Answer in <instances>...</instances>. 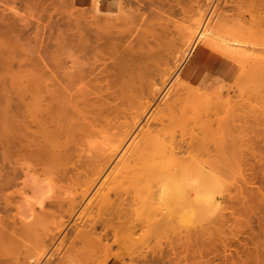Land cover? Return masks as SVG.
Wrapping results in <instances>:
<instances>
[{
  "label": "bare ground",
  "instance_id": "6f19581e",
  "mask_svg": "<svg viewBox=\"0 0 264 264\" xmlns=\"http://www.w3.org/2000/svg\"><path fill=\"white\" fill-rule=\"evenodd\" d=\"M127 1L130 2L131 0H90L91 6L88 12L86 11L87 7L83 5L85 2L80 0L79 4L81 5L79 7L81 9L76 11L78 13L74 12L76 14L71 16V20L69 18V22L72 21L71 23H68L67 26L63 24L66 27L65 30L63 29V33H60L61 38L60 35L58 36L57 39L59 40L60 38V40L57 44L55 43L56 41H53V46L56 48L50 49V43L46 44L45 40L44 44L47 46L44 44L42 46H46L47 51L43 52L42 56L40 55L41 58L39 60H34L33 56L32 59L26 58L28 53L25 47L21 45L23 43L19 44L20 40L25 38L24 36H28L26 29L28 30L29 24L26 23L23 26L19 24L20 27H18V23L17 26L13 25V22L16 24L17 20L22 21V19L16 16V19H11L13 22L9 20V17H14L15 12L8 16L3 13L0 14V37L1 40L2 38L4 39L0 40V198L4 197V193L7 190L17 185L16 181L20 178L21 173L30 174L32 171L40 172L39 170H45L49 172L51 170L52 175L54 174L60 181L73 183L84 181L86 186L90 184L88 186L91 187L92 184L94 186L98 183V179L104 178L103 176L110 170L111 172L106 175L110 183L108 182L107 185V182H105L108 187L110 184H113L114 187L111 185L112 188L109 187L111 191L108 190L109 192L105 195L103 193L104 196H101L102 193L100 192L101 195L99 194V196L102 198H97L100 201H97L95 213H97L99 220L96 219L95 222H92L94 221L92 217L91 229L90 225H87L90 231L87 232L86 227H83L81 232L86 237L93 239L97 245H103L102 242L107 240L111 234L109 233L110 230L112 228L113 230L114 228L116 229L114 219H122L128 216L131 211H133L132 215L134 212H137L134 215L138 214V211L127 209L126 207H131L135 203V200H139L142 202V204L139 203L142 207L137 208L142 209L143 214L145 212L149 213V219L146 218L148 220L147 229L142 230L140 233L158 238V250L161 252L166 251L169 255L173 254L174 256L179 253L178 251L181 248H186L185 250L188 251L194 240L202 243L203 240L201 238L204 236L205 229L207 228L205 221L210 215L219 214L220 221L224 225L227 224L231 217H234L235 214L233 212L228 213L229 215L225 214L227 207H223V204L225 205L226 203V197L222 196V191L218 193L219 195L221 194L220 196L216 193L221 187L223 188L227 184L234 185L235 195L231 199L235 203L240 201L243 207L255 204V200H259L260 204L264 203V198L262 199L254 189L238 186V179L243 167L240 168L241 155L243 157L244 153H255L254 147L260 145L259 141L264 145L263 132L262 140L258 138L261 136L260 134L257 138L254 136V133L260 128L259 126H264V109L261 108L263 109V116L253 114V112L252 114L250 112L246 117L242 114L239 115L240 112L237 114L238 108L235 106L236 102H233L232 97L229 96V86L239 81L245 74L247 75L246 78L251 81H256L257 78L255 84L258 86L257 88L259 86L260 88H264L262 86L264 79L261 80L264 77V64L256 62L257 65L253 66L252 64L251 68L247 69L246 64L252 55L255 54L254 57L259 55L254 53V48H252L253 51L251 50L254 54H250L251 51L249 49L246 51L245 49L244 51L241 50L242 46H240L241 44L238 45V38L236 41L234 40L235 37L231 40L232 37L228 39L229 36L226 37L227 35L225 36L227 39L219 37L215 28L213 29L209 22L206 24V22L203 23L200 19V22L197 24V21L193 22L195 23L194 26L189 27L192 23H186L188 28L186 26L184 28L180 26L179 28L175 24L172 26L173 22L171 20H166L164 21L165 23L162 22L164 20L162 16V18L160 17L162 19L160 23L162 24L156 22L158 26H155V23L152 24V27L149 25L150 19L148 17H142L144 21L145 19H149L148 22L145 21L148 25L144 24L145 22H142L141 25L139 22L142 20L140 21V16H137L139 18L135 20V24L130 26L131 21L128 19L130 15L128 18L125 16L128 13L126 11L128 9L126 8H128L127 5L129 3L126 4ZM144 1L141 0L143 3L141 4L139 0L141 6L146 4ZM131 4L135 3L132 2ZM151 5L162 11L165 7L163 4L159 6L154 4V2ZM134 6H129V11L130 7L134 9ZM136 6L139 5L137 4ZM174 6H167L169 9L167 11L174 10ZM177 6L183 12L189 10V6L181 2ZM143 8L148 7L143 6ZM151 11L153 10L151 9ZM132 15L135 14L133 13ZM130 18L132 19V17ZM136 22L141 26L136 24ZM136 25L140 26V29L141 27L145 29L144 25L148 27L141 32ZM219 33L222 35L221 31ZM7 34L11 36V39L6 37ZM175 35H178L177 39L183 43L184 51H182L181 58L178 56L180 51L176 46L177 39L175 40ZM203 40L206 42L204 45L207 44L210 48L212 47L221 56L245 65V70L240 71L232 82L220 84L213 94L203 91L186 81L178 82L176 84L178 86L173 84L174 86L172 85L170 93L171 100L166 103L167 108L166 106L164 108L166 109L164 111L166 113L163 112L164 109L161 112L163 114L160 115L159 112L160 116L157 114V117L151 113L155 117L152 119L149 116L150 111L153 106L155 107V104H157L158 99L162 95L160 86L157 85L158 83L152 81L155 79L156 73L163 69L162 66H159L163 62L162 59H167V62H169V58L162 57L160 59L163 53L159 55L160 57L157 54L163 51H159V49L163 50L162 46H165L164 49L166 48L167 51L166 46H169L171 48L169 56L172 61L177 60L178 62H182L184 60L185 62ZM27 42H30V39L29 41L27 39ZM40 43L37 44L40 47L39 50L42 47ZM29 47L32 48L31 46ZM20 52H24L25 55L27 53L25 58L24 53L20 54ZM257 52L259 51L257 50ZM156 55L162 61H160L161 63L155 59L151 62ZM254 57L251 59H254ZM257 57L255 60L260 61L261 59L264 61V55ZM169 65L171 67V64ZM168 71L171 70L165 69L161 73L163 76H167L170 74ZM252 84L254 85V83ZM244 88H246V85ZM250 105L252 106V104ZM185 108L187 110L191 108L196 111L209 112L216 117H218L220 112L223 113L222 111H225L229 112L227 113L229 114V118L226 117L227 115L225 117L228 120L224 118L227 121L223 119H221L222 121L218 120L220 117H214L216 120H213V118L210 120L209 118V120L202 119V121L196 118L199 122H195L194 118L196 116L194 118L189 116L191 119L188 117L187 122L194 119L190 123L193 124L194 122L191 126L196 125L199 128L197 129L200 131L199 134H195L194 136L189 135L190 131H192L189 129L188 133L186 130L179 136H171L172 138L169 137V139L168 136L167 138L164 136L162 140L165 129L166 132L168 130V133L171 132L169 133L170 135L175 133L174 129L177 127H173L174 121H176V124H179L181 120H186V114L182 113L185 117L181 115L184 117L181 120L178 119L180 115H177ZM261 109H259L260 112ZM188 112L193 113V111ZM251 115L256 116L252 117ZM242 121L245 123H242ZM184 124L185 127H188L186 122ZM253 125L259 126L258 128H254ZM169 126L171 128L168 129ZM178 127L180 130H185V127L182 128V125L180 127V124ZM247 130L252 134V138L250 139H245L246 134L244 132ZM251 130H255L254 133ZM136 134L137 137L135 136ZM255 135H258V133H255ZM134 136L135 138L132 139ZM137 138L140 140H137ZM165 138L168 140H164ZM130 141V145L124 151L125 146ZM123 151L124 153L122 154ZM249 154L247 156H250ZM252 154L251 162L249 161L250 157L245 156L249 159H246L249 162L245 161L247 164L244 162L242 164L244 163L245 166L251 165L256 153L253 156ZM126 184L131 185L132 191H127L131 189H127L126 192L124 191L123 187L126 188ZM88 186L87 188L89 189L90 187ZM116 186H118V189H115ZM119 186L124 190H121ZM105 190L107 191V189ZM112 190L114 192L115 190L116 192L117 190L124 191L125 193H123L128 195V197L126 196L125 198L121 195L122 193L117 194L116 192L114 195ZM86 192L88 191H85L83 196L84 194L86 196ZM109 193L117 196L115 197L117 200L112 197L114 198L113 203L111 201L112 195ZM96 195L94 196L97 197L98 195ZM94 196L89 201L93 200L94 202ZM58 197L59 199H57ZM55 200L54 202L51 200L49 204L51 207H48L50 208L49 212H46L45 204L41 202V207L43 205V209H45L44 211L41 208L43 211H41L43 213L42 217L49 218L55 216V212L51 211V208L54 209L52 205H55V210L57 209L56 211H60V213L61 209L66 207V200L61 198V196L55 197ZM68 201L66 216L72 219L79 213V205L82 202H79V204L76 198L69 199ZM5 203L4 211L7 212L10 202L9 200H5ZM88 204H91V202H88ZM83 212L82 214H85ZM105 215L113 219L114 226L111 227L112 225L107 223V221V225L101 222L104 227L101 225L103 230L99 231L101 233H98V229H100L99 224L102 221L100 219H104ZM80 216H83V219L85 218L84 215ZM111 218L107 219L111 220ZM68 220L64 221V223ZM77 220L76 222L79 221L78 223H80L81 219ZM88 220L86 219V221ZM110 220L108 222H111ZM177 221L185 223L194 222L198 223V226H177ZM125 222L130 224L127 221ZM75 223L72 231L76 232L75 228L78 224ZM84 223L79 224L80 228H82L81 226ZM126 223L123 224L122 222L119 224L124 229L125 225H127ZM8 224L9 222L0 217V242L3 244L10 241L13 237V240H15V234L18 232L17 235H19V232H22V230L17 231L14 225L13 229L12 224ZM63 225H60L61 228H63ZM108 225L111 229L108 228ZM22 227L27 231L25 230L24 232ZM22 227L19 228L23 229L24 232L20 234L21 236L29 232L26 225ZM67 227L66 229H68ZM117 227L119 228L120 225ZM61 228L60 231L53 233L56 234L61 231L65 233V227L64 229ZM127 228H129L128 230L131 233L130 237H127H129L130 243L135 245L140 238V233L138 234L139 229L135 224L128 225ZM127 228L124 230L127 231ZM120 229L122 230L121 227ZM11 231L16 232L12 233V235L14 234L13 237L10 233ZM122 232L124 233V231ZM119 233L121 234V232ZM58 234L55 236L59 237ZM65 234L68 239L67 234H69V231ZM71 234L73 232L70 231L69 236ZM79 235L82 236L81 233ZM174 235L177 238H174ZM45 236L52 244L51 239L53 238H49L50 235ZM55 236L53 235L54 239L56 238L57 240ZM66 238H63L61 245L68 241ZM41 239L45 240L44 237H40L39 240ZM161 239H165L166 241L162 242ZM55 241L53 240V244ZM42 242V240L41 242L38 241L40 244ZM73 242L72 244L75 247L77 240L75 244ZM207 242L212 245L213 241L208 239ZM205 243L203 241L204 247ZM49 244L48 246L50 247L51 244ZM252 244L256 245V247L253 249L247 248L248 250H245L246 260L240 263L264 264V246L258 244L255 240H252ZM43 246L47 245L43 242ZM43 246L38 244V250L41 248L40 252H42ZM47 247L45 248L47 249ZM224 247L226 248L227 245H224ZM134 248H136V245ZM75 249L76 247L74 251ZM27 250L28 248L26 252H28ZM68 252L70 253L71 251ZM133 252L135 253V251ZM226 252L227 250H224V253ZM124 253H126V250H124ZM200 254L202 257L206 256L204 251H201ZM190 255L187 256L186 260H194L195 253L192 252ZM219 260L222 261L221 258ZM110 261L123 262L120 258L109 256L104 260L103 264H107ZM3 263V260L0 258V264ZM9 263V261L5 262V264ZM60 264L77 263L62 261Z\"/></svg>",
  "mask_w": 264,
  "mask_h": 264
},
{
  "label": "rangeland",
  "instance_id": "374dc122",
  "mask_svg": "<svg viewBox=\"0 0 264 264\" xmlns=\"http://www.w3.org/2000/svg\"><path fill=\"white\" fill-rule=\"evenodd\" d=\"M136 1H138V2L136 3ZM132 2L135 4H131ZM140 2H141V0H140ZM144 2H146V4L144 3L145 5L141 6L139 3V0H131L130 2L127 1L126 4L129 3L133 6L134 5L136 6L137 4L139 5V6H136V8L134 6V9L132 7H130V11H129V6H131V5H129V4L127 5L128 8H126V9H128V10H126V11H128V13H126L127 15L125 14V16L128 18V16L130 15V17H132V19L130 17L128 18L131 21L129 24L130 26H133V24H135V20H137L139 18L137 16H140V19H139L140 21L142 20L141 22L137 21V22L141 23V25H142V22H145V21L148 22L150 19L151 22L149 21V23H150L149 25H151L152 27H153L152 24H155L156 22L160 23L162 21V19H161L162 16L164 17V20L162 22H164L166 20H171L173 22L172 26H173V24H175V25L179 26V28H180V26H182V28H184V26L187 27L186 23H188V24L192 23V25H189V27L194 26L195 23H193V22L197 21L196 22V24H197L201 20L203 23L206 22V24L209 22L211 27L213 29L215 28V31L218 33L217 35H219V37L221 36L222 38L223 37L225 38V36L227 35L226 37L229 36L228 39H230L232 37L231 40H233V38L235 37L234 40H236V41L238 38L239 39L238 45L241 44L240 46H242L241 50L244 51V49H245V51H246L249 49L251 51L252 48H254L253 49L254 53L259 54V55L256 54L257 56H263L264 55V0H145ZM150 2H151V4H152V2H154V4H157L159 6L161 4H163V5H165V7H164L163 11L160 9L158 10L155 8V6H152L150 4ZM180 2L182 4H186L189 6V10L187 12L181 11L179 6H177V4ZM141 4H143V3L141 2ZM169 4L171 6L175 5L173 7L174 10L167 11V10H169L168 9V7L170 6ZM143 6H146L148 8H143ZM141 7H142V9H141ZM80 9L81 8L77 4H75L74 0H0V11H1L0 14L3 13L6 16H8V15H11V13L15 12L14 17H11V18L9 17V20L11 22H13V20H11V19L15 18V16L19 19H22L21 22L19 20H17L16 24L13 22V25L17 26V23H18V27H20L19 24L20 25L22 24L21 26H23L26 23L29 24L28 30L26 29L28 36H24L25 40L21 39L20 40L21 42H19V44L23 43L21 45L23 47H25L26 52L28 53V55L26 53V55H27L26 58L32 59V56H33L34 60H39L41 58V56L44 54L43 52L47 51V47H46L47 45L46 44L48 42L52 46L54 45L53 41H56L55 43L57 44V42L61 38L60 33H63L67 24L72 22V21L69 22V18L71 20V16L78 13L76 11L77 10L79 11ZM139 9H140V12H139ZM151 9L153 11H151ZM3 10H4V12H3ZM86 11H88V12L90 11V6L86 8ZM74 12H76V13H74ZM169 12H170V14H168ZM131 13L132 14L134 13L135 15H132ZM67 14H69V15H67ZM142 14H144V15H142ZM142 17H144V18L148 17L149 19L148 20L145 19V21H144V19ZM202 18H203V20H202ZM209 19H210V21H209ZM152 20L154 21L153 23H152ZM137 22H136V24L140 25ZM63 24L66 26H63ZM144 24L148 25V23H146V22ZM160 24H162V23H160ZM147 25H144L145 29L148 27ZM140 26H137V28L140 29L139 28ZM155 26H158L157 23L155 24ZM145 29L143 27H141L140 30L142 32ZM217 29H219V30H217ZM218 31L219 32L221 31L223 36ZM28 32L30 33V35ZM59 35H60V38L58 40L57 38ZM6 37H8V39L9 38L11 39V36L8 34L6 35ZM26 37H29V38H26ZM177 38H178V35H175V40ZM27 39H28V41L30 39V42H27ZM225 39H227V38H225ZM0 40H1V37H0ZM2 40H4V39L2 38ZM45 40H46V42H45L46 44H44ZM52 42H53V44H52ZM39 43L41 46L43 44L46 46L43 47L44 46L43 45L41 47V50H39L40 47L37 46V44H39ZM205 43H206L205 40H203L196 47L197 49H196L195 53L199 52L200 49H203L204 52H206V57L203 58L201 63L205 64V65H209L211 67H214L218 64L217 58H218L219 54L212 47L210 48V46H208L207 44L204 45ZM50 44H49L50 49L56 48L54 46L52 47ZM56 44H55V46H56ZM245 45H246V48H245ZM29 46H31L32 48H30ZM49 46H48V48H49ZM176 46L179 48L180 53L178 54V56H179V58H181L182 51H184L182 41L177 39L176 40ZM162 47H163V50L159 49V51H163V52H160V54L158 53L157 55L159 56L163 53L161 57L159 56L160 59H162V57L163 58H169L168 59L169 62H167V59L166 60L162 59L164 63L166 62V64H164L159 58H157L158 57L157 55L155 58H153L151 60V62L154 61V59H155L156 61L159 60V62L161 61L163 63L162 64L160 62L162 65L161 64L159 65V63H158V65L160 67L162 66L163 69L158 71L156 73V75L154 76L156 81H155V79L152 81V82L158 83L157 85L160 86L159 88L161 89V93H162L161 97L158 99L157 104H155V107L153 106V108L150 111L149 116H151L152 119L155 118L154 116H156L159 112H160V115L163 114V113H161L162 109H164L166 106V103L171 100V94L170 93H171V90H172L171 88H172L173 84L176 85L178 82L186 81L188 83H191V84L197 86L201 90L206 91V92L211 93V94L215 93V91L219 87V86L208 87L205 85H197V84H194L193 82L189 81L188 78L185 76L184 71H183V68H184L187 60L185 62H184V60L182 62L181 61L178 62L177 60H173L174 61L173 62L169 56L171 48L169 46H166L168 49L166 51V48L164 49L165 46H162ZM36 48H37V50H36ZM34 50H36V51H34ZM255 50H256V52H255ZM257 50L259 52H257ZM39 51H41L42 54ZM252 51L250 52V54L251 53L254 54ZM22 53H24V52H20V54H22ZM261 54H263V55H261ZM23 55L25 58V56H26L25 53ZM23 55H21V56H23ZM254 55H252V57H254ZM36 57H37V59H36ZM256 57H254V59L250 58V60L246 64L247 69H250L251 68L250 66L252 64H253V66L257 65V63L264 64V61H262L261 59H260V61H257L258 57H257V60H255ZM262 59H263V57H262ZM153 63H155V62H153ZM167 63H168V65H167ZM150 64H152V63H150ZM169 64H171V67H169L170 66ZM236 64L239 67V71L245 70V65H243L239 62H236ZM168 68H170V69H168ZM165 69L171 70V71H168L171 75L168 74L167 76L166 75L163 76L161 72H164ZM246 77H247L246 74L243 75L239 81L232 83L233 85L231 84L229 86L230 87V89H229L230 93L234 94V95H232V94L230 95V93H229V96L232 97L233 102H236L235 106H236V108H238L237 114L240 112L239 115L242 114L243 116L246 117V115L250 114V112H251V114L253 112V114H258V115L263 116V114H264V110H263L264 109V88L262 86H264V84L261 86L262 88H260V86H259V88H257L258 86L255 85L257 82V78H256V81H251V80L247 79ZM263 79H264V77L261 78V80H263ZM247 80H249V81H247ZM252 83H254L255 86ZM245 85H246V88H244ZM176 86H178V85H176ZM252 87H253V89H252ZM254 88H257L258 90L254 89ZM241 90H243V91H241ZM252 90H254V91H252ZM250 104H252V106ZM247 106H249L250 108ZM166 108H167V106H166ZM253 108H255V109H253ZM261 108H263V109H261ZM259 109H261V112L259 111ZM262 110H263V114H262ZM164 111H166V109H164L163 112ZM188 111H193V113L188 112ZM222 112L223 113L220 112L218 117H216L215 115L213 116L209 112H205L202 110L196 111V110H192L191 108H188V110H187V108H185L184 110H182L181 113H179L177 115H180V116H178V119L181 120L182 118L185 117L184 115L186 114V117H185L186 120L183 119V121L181 120V122H180V120L178 121V119H177V121L180 122L179 124H180V127L182 125V128L185 127V124H184L185 122H186V125H188V127L193 125L194 122H193V124L190 122L194 121V119H195V122H199L197 119L202 121V119L203 120H209V118H210V120H212V118H213V120H216V118L220 117V119H218V120L223 119V120L227 121L228 120L227 118H229V116H228L229 114H227V113H229V112H225V111H222ZM151 113L155 114V115L153 116ZM164 113H166V112H164ZM182 113H184V115H182ZM160 115L158 114V116H160ZM181 115L184 117H182ZM189 116H191L192 118H194V116H196V117L193 120H191L190 122L188 121L189 122L188 123L187 119ZM251 116H248V117H251ZM254 116H256V115H254ZM254 116H252V117H254ZM214 117H216V118L214 119ZM224 118H226L227 120ZM249 119H251V118H249ZM172 123H171V125H172ZM174 123L176 124V121H174ZM242 123H245V122L242 121ZM175 124L173 125V127L175 126L178 128V129L177 128L174 129L175 133L173 132L174 134H171V135L169 134L171 132L168 133V131H169L168 129L171 128V126H169L167 129L168 130L167 132L165 131L166 129L164 130V132L167 135L165 133H163L162 140H163L164 136H166V138L168 136V139H169V137L172 138L171 136H179L181 133L185 132L186 130H187L186 132L188 133L190 131L189 129L192 130V131H190V133L191 132L192 133L191 134L189 133V135L194 136L195 134L200 133V131L197 130L199 128L196 125L193 126L194 128L191 126L193 129L191 127L188 128L186 126L185 130H182V129L180 130L178 127L179 124L178 123L176 124L178 126H176ZM258 126L259 125H253L254 128L255 127L258 128ZM259 127L260 128L257 129V132H255L256 134L258 133V135H255V133H254L255 130L254 131L251 130V131H253L254 136L256 138L261 135L258 138L260 140H262L261 137H263L262 135L264 134V130L262 131V129H264V126H259ZM171 130L173 131V129H171ZM262 132H263V134H262ZM244 134H246L245 139L252 138L251 137L252 134H250L249 130L245 131ZM135 136L137 137V134ZM135 136L132 139H134ZM138 138H140V137H138ZM138 138H137V140H140ZM166 138L164 140H168ZM256 138H255V140H257ZM136 142H138V141H136ZM130 143H131V141L125 146L124 151L130 145ZM257 144H258V142H257ZM259 144L260 145H257V147H254V149H255L254 152L256 154L251 153L252 156L255 154L254 158L252 160L253 163H251V165H246V166L244 165V163L247 164L246 162H249V161L251 162V154L248 153L250 156H247L248 154L244 153L243 157L241 155V166H240V168L242 166L243 167L241 168V175L239 176V179H238V186H245L248 189H250V188L254 189L258 193V195L263 199L264 198V145L262 143H260V141H259ZM124 151L122 152V154L124 153ZM245 151L247 152V150H245ZM248 152H250V151H248ZM251 152H253V151H251ZM245 156L250 157V160L248 158H246ZM242 158L245 160H243ZM246 159H248L249 161H247ZM242 162H244V163L242 164ZM39 171L40 172L32 171L30 174L28 173L29 175L27 173H25L27 175L21 173L20 178L16 181L17 185H15L14 188L12 187V188H10V190H7L4 193L5 194L4 197L0 198V210H1L0 217L4 218L7 222H9L8 225L12 224L11 226L13 229H14V227H13V225H14L15 229H17V231L22 230V232H23V229H24V227H22L23 225H26L28 227V228L27 227L26 228L29 230V232L27 234L26 233L24 235L22 234L23 236L20 235L22 232L21 233L19 232L20 236L17 235L18 234V232H17V234H15V240H13L14 234L12 235V233H14L16 230L11 231L10 233L13 237L11 240L14 242H12L11 240L10 241L12 243L10 241H8L10 243L7 242L4 244L0 242V258L3 260V262H4L3 264H5L6 261L7 262L9 261L10 262L9 264H52V263L60 264V263H62V261H67V262L72 261V262L77 263V264H103L104 260L109 256L120 258L125 264H199V263H201V264H239L243 260H246L245 250L253 249L254 247H256V245L252 244V240H255L258 244H261L264 246V203L260 204L259 200H255V204L246 205L245 207H243V205L240 203V201L235 203V201H232V199H231V197L233 195H235V193H234L235 187H234V185H228V184H227V186H224L223 188L221 187L220 190L218 189V192H216V193L218 194L220 191H222V194H223L222 196L226 197L225 198L226 203H225V205L223 204V207L224 206L227 207V211L225 212V214L229 215L228 213L233 212L235 215H234V217H231V219L228 221L229 223L227 222V224H225V225L222 224V222L220 221V218H219L220 215L219 214L216 213V214H212L209 216V218L205 221V225L207 227L205 229V234L201 238L203 241L206 242L205 247L203 246V241L200 239L202 241V243L200 241L194 240L192 246L190 247V249H188V251L185 250L186 248H181L178 251L179 253L177 255H174V256H173V254L169 255L166 251L165 252L159 251L158 247H157L158 241H159L158 238H156V237L154 238V237H151L149 235L140 233V232H142V230L144 231L147 229L148 220H146V218L149 219V215H148L149 213L145 212V214H143V211H141L142 209L141 210L138 209V208L142 207L140 205V204H142V202L139 200H135V203H137V204H135L133 201L134 204L132 203L133 205L131 204L132 205L131 207L130 206L126 207L127 209H132V210L138 211V214L134 215L135 213H137V212H134V214L132 215L133 211H131V213H129L128 216L123 217V218H125L124 221H123V218L118 219V220L114 219L115 227H116V229L114 228V230H113V228L111 229V227L114 226V221L111 217H109L108 215H105V217H103L104 219H100L102 221H100V224H99L100 229H98V233H101L99 231H102L103 230L102 227H104V225H107V223L112 225V226L110 225L111 227H109V225H108V228L113 230L112 231L113 233L110 230L109 233H111V234L109 235L107 240H105L106 242L103 241L102 242L103 245H97V243L93 239H91L90 237H86L85 234H83L81 231L83 230V227H86L87 232L90 231L89 226H87V225H90V229H91L92 217L94 218L93 219L94 221H92V222H95L96 219L99 220L97 213H95L97 210L95 208V206L97 204V201L98 200L100 201V199L102 198L99 196V194L101 195V193H102L101 196H104L109 191H111L110 189L112 187H114L113 184H110L109 187H111V185H112V187L110 189L107 186L108 182L110 183V181H109V179H107L108 177L106 178V175L109 174V172H111V171L109 170L108 173L103 176L104 178L101 177L100 178L101 180L98 179V181H97L98 183H96V184L94 183L95 184L94 186L92 184V186L90 187V186H88L90 184H88L87 186L91 188V189L89 188L90 191L87 188L84 181L77 182V183L68 182V181H60V179L59 180L57 179L58 177L56 178L54 176V174L52 175L51 170H49V172L48 171L46 172L45 170L44 171L39 170ZM108 176H110V175H108ZM105 181L107 182V185H106ZM228 183H230V182H228ZM130 186L127 185L126 188L122 186L125 190L122 189L121 186H119V188L121 190H124L125 192L127 189H131V190H127V191H132V187H130ZM105 189H107V191ZM115 189H118V186H116ZM221 189H223V190H221ZM85 191H88V192H86V196H85V194L83 196V193H85ZM124 191L121 192V191L117 190V192H116V190H115V192L117 194L122 193L121 195H123V197L126 198V196L128 197V195H125ZM112 192L115 195L114 190H112ZM103 193H104V195H103ZM113 193H111V194L109 193L110 195H112L111 198L117 197V196H114ZM217 194H216L217 197H219L221 195V194L220 195L218 194L219 195L218 196ZM94 195H96L97 197H95ZM57 196H61V198L66 200V203H65L66 207L64 206L65 208L61 209L62 211L63 210H65V211L64 212L61 211V213H60V211L57 212L56 211L57 209L55 210L56 206L52 205V207H54V209L51 208V211L55 212V216H51L49 218L42 217L43 205L41 207V202H42V204H45L46 212H49L50 208H48V207H51L49 204L51 203V200H53V202L56 201L55 197H57ZM93 196H94V202H93V200L89 201L91 198L93 199ZM98 197L100 199H97ZM72 198H76L78 203L79 202H82V203L81 204L79 203L80 204L79 205L80 210H78L79 213L76 212L77 215L74 214L76 218L74 217V218L70 219V217L66 216L67 215L66 210L68 208L67 201L69 199H72ZM81 198H83L82 199L83 201L81 200ZM114 198H112V200H111L112 203H113ZM57 199H59V197ZM5 200H9V202H10V206H9V209L7 210V212L4 211V206L6 204ZM115 200H117V198H115ZM95 201H96V203H95ZM88 202H91V204H88ZM116 202H119V201H116ZM68 203H69V201H68ZM92 203H93V206H92ZM88 205H90L91 207L90 206L88 207ZM45 209H43V210L45 211ZM83 211H85V212H83ZM140 211H141V213H140ZM82 212L85 214H82ZM40 213H41V216H40ZM139 213H140V215H139ZM93 214H95V215H93ZM80 215H84L85 218L83 219V216L81 217ZM64 216H66V217H64ZM77 216L81 217L80 218L81 220ZM140 216H141V218H140ZM142 216H143V218H142ZM88 217L90 218V220H88L89 219ZM107 218H111V220L107 219ZM67 219H69L68 220L69 222L67 221L66 222L67 224H66V223H64V221H66ZM76 219L80 220V223L85 222L84 223L85 226L83 224H81L83 226H81L82 228H80V226H79L80 223H78L79 222L78 220H77L78 222H76ZM86 219L88 221H86ZM109 220L111 222H108ZM121 220H122L123 224L126 223L125 221L130 223V224L126 223L127 225H125V227H124L125 230L128 227V225L129 226L134 225V224L137 225V228L139 229L138 234L140 233V236L139 235L138 236L140 238L138 240L139 242L137 241L135 243L136 248H134V246H135L134 244H133L134 245L133 246L130 243L129 237H130L131 233L128 230L129 228H127V231H125L123 229V226H121V224H119V223H122ZM141 220H142V222H141ZM144 220H145V224H144ZM74 221L78 224V226L76 225L77 227L75 228L76 232L72 231V227H75ZM106 221H107V223H106ZM101 222H103L104 225ZM112 222H113V224H112ZM63 223H64V225L66 224V226H64ZM61 224L63 225V228H61V226H60ZM67 225H68V227H67ZM101 225H102V227H101ZM116 225L117 226L120 225L122 230L120 229V227L118 228ZM176 225L177 226H183V227H185V226L196 227V226H198V223H194V222L193 223H191V222L185 223V222H178L177 221ZM58 226H59V230H58ZM21 227L23 229H19ZM64 227H65V233L66 232L68 233V231H69V234H67L68 239L66 238V234L64 233V231H63L64 234L62 233V231L60 232L61 234L59 232H58L59 234L53 233L56 231H60V228L64 229ZM66 227L68 229H66ZM56 228H57V230H56ZM78 228H79V230H78ZM140 228H141V230H140ZM25 230L26 229H24V232H25ZM73 230H74V228H73ZM70 231L73 232V234H71V236H69ZM116 231H117V233H116ZM122 231H124L125 234ZM74 232H75L76 236L74 235ZM79 232L81 233V235L83 234L84 237H82L83 235L80 236ZM87 232L84 231V233H86V234H87ZM119 232H121V234ZM57 234L59 235V237L55 236ZM142 234H143L144 238L142 237ZM45 235H48V236L50 235L49 238H53V239H51L52 244L50 243V241H48V239ZM53 235L55 237H57V240H56V238L54 239ZM73 236H74V239H73ZM127 236H129V237H127ZM40 237L45 238V240L41 239L45 245L48 246V244L50 243L51 246L50 247L49 246L48 247L43 246V242L41 244L38 243V241L41 242V240H39ZM173 237L177 238L175 235ZM63 238L64 239L66 238L70 242L65 241L66 243L61 245ZM72 239H73V241L74 240L75 241L73 242ZM208 239L213 241L212 245L207 242ZM53 240L54 241L56 240L54 242V244H53ZM76 240H77V244H75ZM92 241L94 242V244ZM128 241L130 244L128 243ZM161 241L165 242L166 240L161 239ZM72 242L75 244L76 249L79 245L78 249L77 250L75 249V251H74L75 247L72 244ZM84 242H85V244H84ZM91 242H92V244H91ZM115 242H118V243H115ZM78 243H80V244H78ZM38 244L43 246L42 252H40L41 248L38 250ZM71 244L73 247L70 246ZM81 244H83V245H81ZM123 244L124 245L127 244V245L124 246ZM84 245H85V247H83ZM224 245H227V247L225 248ZM100 246H102V247H100ZM45 247H47V249ZM27 248H28V250H27L28 252H26ZM82 248H83V250H82ZM101 248H102V250H101ZM210 248H211V250H210ZM120 249H122V250H120ZM124 250H126V253H124ZM224 250H227V252L224 253ZM68 251H71V252L69 253ZM133 251H135V253ZM201 251L205 252V255H206L205 257L201 256V254H200ZM212 251H213V253H211ZM192 252L195 253V255L193 257L194 260L193 259H192V261L186 260L187 256H191L190 254H192ZM126 254H128V255H126ZM138 255H139V257H138ZM75 258H76V260H75ZM219 258H221L222 261H220Z\"/></svg>",
  "mask_w": 264,
  "mask_h": 264
},
{
  "label": "crops",
  "instance_id": "0c3cea01",
  "mask_svg": "<svg viewBox=\"0 0 264 264\" xmlns=\"http://www.w3.org/2000/svg\"><path fill=\"white\" fill-rule=\"evenodd\" d=\"M83 5L86 7L91 6L90 0H82ZM75 4L80 6V0H74ZM78 2V3H77ZM89 3V5H87ZM197 49V48H196ZM196 49L187 59V62L183 68L185 76L189 81L197 85H205L208 87L219 86L225 82H232L239 74V67L236 62L221 56H218V64L214 67L202 64L203 58L206 57V52L200 49L195 53ZM108 264H125L123 262H112Z\"/></svg>",
  "mask_w": 264,
  "mask_h": 264
}]
</instances>
